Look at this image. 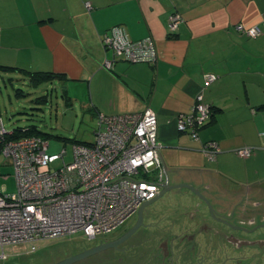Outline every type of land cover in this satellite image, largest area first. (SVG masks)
Here are the masks:
<instances>
[{
	"label": "crops",
	"instance_id": "1",
	"mask_svg": "<svg viewBox=\"0 0 264 264\" xmlns=\"http://www.w3.org/2000/svg\"><path fill=\"white\" fill-rule=\"evenodd\" d=\"M172 13L183 20L173 36L167 31ZM237 24L257 25L261 35L248 38L235 30ZM113 26L133 41L150 37L156 65L115 59L106 70L112 55L101 41ZM0 66L13 68L1 73L27 79L28 72H50L62 85L85 82L94 122L98 112L151 109L169 184L195 191L161 195L150 210L166 201L185 203L182 223L196 224L205 239L235 242L241 239L237 228L264 227V0H0ZM208 74L217 78L205 85ZM63 93L70 103L72 96ZM198 94L213 116L193 140L177 131L175 117L189 113ZM210 141L220 150L214 160L202 152ZM246 147L253 154L237 156ZM227 217L231 225L221 221ZM46 256L52 263L63 260L54 251Z\"/></svg>",
	"mask_w": 264,
	"mask_h": 264
},
{
	"label": "built area",
	"instance_id": "2",
	"mask_svg": "<svg viewBox=\"0 0 264 264\" xmlns=\"http://www.w3.org/2000/svg\"><path fill=\"white\" fill-rule=\"evenodd\" d=\"M84 5L90 9L88 2ZM182 21L179 14H170L168 34L173 36ZM235 30L248 38L261 35L257 25L237 24ZM101 44L112 53V60L103 64L107 70L112 67L113 58L151 65L158 61L150 37L133 41L120 26H113L104 34ZM216 78L208 74L204 84ZM211 116L210 106L198 94L191 111L175 117L177 131L197 140L198 131ZM11 133L5 129L0 114V151L14 169L16 187L14 193L0 191L1 250L9 245H29V253H34L36 243L76 234L94 240L123 225L141 204L161 192L158 122L149 108L142 112L98 114L93 141L73 143L70 162H65V149L59 154L48 153L49 144L41 137L7 140ZM260 135L264 137V131ZM219 151L213 141L202 147L208 160H214ZM253 151L254 148L246 147L236 154L249 158ZM6 259L2 252L0 261Z\"/></svg>",
	"mask_w": 264,
	"mask_h": 264
},
{
	"label": "rangeland",
	"instance_id": "3",
	"mask_svg": "<svg viewBox=\"0 0 264 264\" xmlns=\"http://www.w3.org/2000/svg\"><path fill=\"white\" fill-rule=\"evenodd\" d=\"M64 89L67 90L68 96L73 98L70 104L66 103L62 96ZM17 90L22 92L21 96L16 95ZM87 91L85 82H67L64 85L52 82L34 88L28 79L19 73L0 72V114L4 127L7 131L36 127L47 135L45 138L49 144L48 153L59 154L65 149V162H70L73 143H89L94 138L95 122L87 110L90 106L87 104ZM44 96L46 101L38 100ZM15 190L14 169L0 151V191L10 194ZM136 219L135 215L114 231L98 235L94 240H86L81 234H76L36 243L37 251L33 254L29 253V245L5 246L0 249V255L3 252L7 260L0 264L52 263L51 258L46 256L51 251H54L57 258L65 259L76 255L78 250H86L85 247L91 246L92 243H105L120 238L134 226ZM37 258L43 260L36 262ZM56 261L58 262L57 259Z\"/></svg>",
	"mask_w": 264,
	"mask_h": 264
},
{
	"label": "water",
	"instance_id": "4",
	"mask_svg": "<svg viewBox=\"0 0 264 264\" xmlns=\"http://www.w3.org/2000/svg\"><path fill=\"white\" fill-rule=\"evenodd\" d=\"M158 156L165 175L162 186L156 184L157 186H161V192L154 199L141 204L137 212V221L135 226H133L124 235L116 240L105 242L103 244H100L99 246L84 250L81 253L70 256L53 264H74L104 250L116 248L118 245L124 243L127 239H129L137 231L138 228H141V231L145 233L147 231L153 233L154 237L151 239L153 248H160V246H163L164 249L170 250L172 256H177L179 259H181V261L179 260L180 262L186 264L191 262L195 258H200L207 255V253H205V249L207 248L220 249L226 247L228 239H205L203 237L201 229L196 224L182 223V214L186 212L185 203L183 202L175 201L174 205H172L168 201H166L158 210L149 209V204H152L161 195H164L166 193L178 190L180 188H187L193 192L195 191L187 185H170L167 173L162 164L160 154ZM177 173L180 177L179 174L181 172L177 171L175 174L177 175ZM133 183L137 184L136 182ZM200 198L208 207H211L205 197L200 196ZM230 220H232V218L227 217L226 219L221 221H223L224 223H228V225H231L229 223ZM237 229H241L242 231H244L242 228ZM258 229L263 230L264 227H258ZM143 232L141 234H143ZM197 249L200 251L196 252L195 250ZM122 255L124 254H121L120 256ZM128 258L126 259L130 261V259Z\"/></svg>",
	"mask_w": 264,
	"mask_h": 264
},
{
	"label": "flooded vegetation",
	"instance_id": "5",
	"mask_svg": "<svg viewBox=\"0 0 264 264\" xmlns=\"http://www.w3.org/2000/svg\"><path fill=\"white\" fill-rule=\"evenodd\" d=\"M258 226L242 228L238 230L241 238L235 242L226 243L223 248H207V255L195 258L187 264H264V229L259 230ZM138 228L137 231L124 243L116 248L104 250L95 255L89 256L79 262L94 260L106 256L116 257L114 264H181V259L172 256L168 249L153 248L151 239L153 233H146ZM143 232V234H141ZM163 245V244H162ZM180 251V250H179ZM196 252L200 250H195ZM195 252V253H196ZM121 254H124L120 256ZM129 256V258H128ZM126 258L130 259L128 261ZM180 260V261H179ZM77 263V262H76ZM186 264V263H182Z\"/></svg>",
	"mask_w": 264,
	"mask_h": 264
},
{
	"label": "trees",
	"instance_id": "6",
	"mask_svg": "<svg viewBox=\"0 0 264 264\" xmlns=\"http://www.w3.org/2000/svg\"><path fill=\"white\" fill-rule=\"evenodd\" d=\"M111 55H112V53H111ZM115 59H119L121 61L126 62L123 58H113V62H114ZM113 62H112V64H113ZM126 63H128V62H126ZM128 64H140V63H128ZM0 68L2 70H4V69L9 68V67L0 66ZM9 69H13V68H9ZM28 73L30 75L28 77V81H29L30 85L32 87H34V88H37L38 86H40L42 84L52 83V82L56 81L57 79H60L59 75L53 74V73H50V72H45V73L44 72H28ZM16 95L21 96L22 92L17 90ZM62 96H63L64 100L66 101V103L70 104L69 103L70 100L68 99V97L64 93L62 94ZM38 100L46 101V97L45 96L44 97H40ZM98 114H100V113L99 112L96 113L95 117ZM105 115H107V114H105ZM212 116H211L210 119H212ZM11 132H12L11 135L6 138L7 140H16V139H19V138L31 137V136H38V137H41L42 139L46 140L45 137L47 136L46 134H44L41 131L37 130L36 127H34V126H29V127H24V128H16V129L11 130ZM73 142H75V141H73ZM75 143L89 144V143H85V142H75ZM115 262H116V257H114V256H106V257H103L102 259H101V257H98V258H95L94 260L91 259V260H87L85 262H77V263H74V264H114Z\"/></svg>",
	"mask_w": 264,
	"mask_h": 264
}]
</instances>
